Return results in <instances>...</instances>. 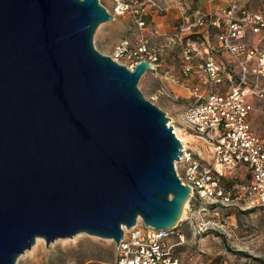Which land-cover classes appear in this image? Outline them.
Masks as SVG:
<instances>
[{
	"label": "water",
	"instance_id": "95a60500",
	"mask_svg": "<svg viewBox=\"0 0 264 264\" xmlns=\"http://www.w3.org/2000/svg\"><path fill=\"white\" fill-rule=\"evenodd\" d=\"M100 0H0V264L42 236L116 243L140 216L169 228L190 185L165 110L93 43Z\"/></svg>",
	"mask_w": 264,
	"mask_h": 264
},
{
	"label": "built area",
	"instance_id": "2783aa9c",
	"mask_svg": "<svg viewBox=\"0 0 264 264\" xmlns=\"http://www.w3.org/2000/svg\"><path fill=\"white\" fill-rule=\"evenodd\" d=\"M113 15L133 16L138 30L134 39L122 36L108 53L113 59L133 69L140 59L149 67L144 71L158 79L149 99L159 96L177 100L171 84L175 74L160 69V56L172 52L177 57L189 100L183 111V125L172 131L181 142L175 162L180 181L190 185L184 213L169 228L144 223L140 216L130 226H122L117 243L113 240L115 264H180L173 247L184 239L183 225L206 206L264 205V136L249 121L252 103L249 96L264 97V50L251 40L252 34L264 35V14L260 10L241 8L232 0L218 15L201 10H187L184 0H111ZM177 5L181 20L171 30L149 28L147 16L165 12ZM218 27L212 42L203 31ZM149 28V29H148ZM154 34L150 41L147 33ZM227 54L233 65L217 58ZM143 73V74H144ZM191 75L193 82L187 84ZM225 84V86H223ZM199 138L207 152L193 150L182 134ZM243 166L249 176L238 178ZM235 178L225 183L223 178ZM240 176V175H239ZM202 226L201 228H205Z\"/></svg>",
	"mask_w": 264,
	"mask_h": 264
},
{
	"label": "rangeland",
	"instance_id": "374dc122",
	"mask_svg": "<svg viewBox=\"0 0 264 264\" xmlns=\"http://www.w3.org/2000/svg\"><path fill=\"white\" fill-rule=\"evenodd\" d=\"M106 3L105 0H100ZM111 9V8H110ZM264 14V10H263ZM138 30L132 15H116L102 21L93 34V43L103 53H110L122 36L134 39ZM255 35V34H254ZM255 42L264 50V35H255ZM173 65H161L162 71L175 74L179 83L184 80L177 57ZM158 83L150 72L142 74L138 88L146 98ZM178 94L177 100L159 96L154 100L165 110L168 121L176 126L183 125V111L192 99L188 91ZM186 144L193 150L205 154V145L199 138L182 134ZM241 170V169H240ZM237 179L244 178L243 172ZM235 178L226 175L225 183ZM205 228H201L202 226ZM184 239L173 247L180 264H264V205L241 207L238 205H208L197 212L195 218L182 227ZM113 240L78 231L71 236L57 237L45 244L42 236H36L34 243L21 252L15 264H115Z\"/></svg>",
	"mask_w": 264,
	"mask_h": 264
},
{
	"label": "crops",
	"instance_id": "0c3cea01",
	"mask_svg": "<svg viewBox=\"0 0 264 264\" xmlns=\"http://www.w3.org/2000/svg\"><path fill=\"white\" fill-rule=\"evenodd\" d=\"M187 10H201L207 13L209 16H216L219 14L220 10L227 6L232 0H184ZM239 6L242 8L250 9V10H260L263 12L264 10V0H236ZM106 3L103 4L110 8L112 5L111 0H105ZM166 11L153 13L150 16H147V20L149 22V28H154L157 31H166L171 30L175 27V25L181 20L180 13L177 11V5L173 4V6L165 9ZM148 28V29H149ZM218 27L210 26L208 29L204 30L203 33L207 34L209 39L212 42L216 41L215 33ZM150 36V41H156L157 37L149 31L147 32ZM256 35V34H255ZM255 35H251V40L255 42ZM176 57L172 52H165L160 56V67L161 65H173L176 60ZM217 58L223 60L227 65H233V62L230 60L227 54L218 53ZM166 71L169 72L168 69ZM184 78V77H183ZM187 84L190 85L191 82L194 81L195 76L191 75L188 77ZM225 86V84H223ZM171 87L176 92L179 90L181 93H185L188 91V86L184 84L182 80L181 83L174 82L171 84ZM189 95V91H188ZM249 100L252 103V109L249 114V121L253 127V129L260 135L264 136V97L251 95L249 96ZM241 169V170H240ZM243 172L245 177L249 176V174L245 173V168L243 166L238 167V171ZM239 175H241L239 173ZM238 175V176H239Z\"/></svg>",
	"mask_w": 264,
	"mask_h": 264
},
{
	"label": "bare ground",
	"instance_id": "6f19581e",
	"mask_svg": "<svg viewBox=\"0 0 264 264\" xmlns=\"http://www.w3.org/2000/svg\"><path fill=\"white\" fill-rule=\"evenodd\" d=\"M186 203H187V201H185V203H184V205H183V210H182V214H181V216L183 215V213H184V209L186 208Z\"/></svg>",
	"mask_w": 264,
	"mask_h": 264
}]
</instances>
